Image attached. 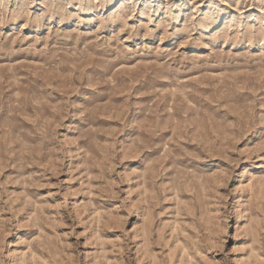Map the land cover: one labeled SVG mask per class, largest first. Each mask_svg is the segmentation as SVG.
Returning <instances> with one entry per match:
<instances>
[{"label":"rangeland","instance_id":"374dc122","mask_svg":"<svg viewBox=\"0 0 264 264\" xmlns=\"http://www.w3.org/2000/svg\"><path fill=\"white\" fill-rule=\"evenodd\" d=\"M230 10L0 0V264H264V0Z\"/></svg>","mask_w":264,"mask_h":264},{"label":"snow or ice","instance_id":"6c2138e0","mask_svg":"<svg viewBox=\"0 0 264 264\" xmlns=\"http://www.w3.org/2000/svg\"><path fill=\"white\" fill-rule=\"evenodd\" d=\"M124 2L127 4V0H124ZM145 2V0H140L141 5ZM209 3L213 5L215 8L219 9L221 13H227L228 16L236 17V13L234 11H231V6L234 4V0H224V3L229 5L228 8L221 7V4L218 2V0H205V7H208ZM246 5L241 4V9L245 8ZM209 11L211 12V8H209ZM253 13L248 12L247 15L244 17V20H247L248 16H251ZM226 19L223 15H216V13H212L211 15V21H214L216 24V27L214 30L219 31V23L221 20Z\"/></svg>","mask_w":264,"mask_h":264}]
</instances>
